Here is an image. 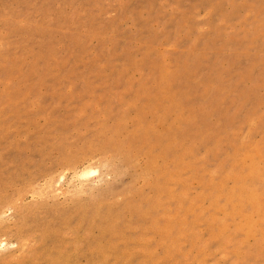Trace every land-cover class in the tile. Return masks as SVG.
<instances>
[{
    "label": "rangeland",
    "instance_id": "obj_1",
    "mask_svg": "<svg viewBox=\"0 0 264 264\" xmlns=\"http://www.w3.org/2000/svg\"><path fill=\"white\" fill-rule=\"evenodd\" d=\"M0 264H264V0H0Z\"/></svg>",
    "mask_w": 264,
    "mask_h": 264
},
{
    "label": "bare ground",
    "instance_id": "obj_2",
    "mask_svg": "<svg viewBox=\"0 0 264 264\" xmlns=\"http://www.w3.org/2000/svg\"><path fill=\"white\" fill-rule=\"evenodd\" d=\"M87 172V175H94L96 174V170H92V169H88V170H85V173Z\"/></svg>",
    "mask_w": 264,
    "mask_h": 264
}]
</instances>
